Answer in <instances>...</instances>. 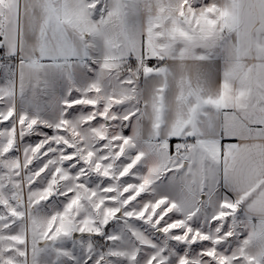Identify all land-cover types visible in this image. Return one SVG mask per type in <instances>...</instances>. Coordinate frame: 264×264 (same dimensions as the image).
<instances>
[{"label": "snow or ice", "instance_id": "6c2138e0", "mask_svg": "<svg viewBox=\"0 0 264 264\" xmlns=\"http://www.w3.org/2000/svg\"><path fill=\"white\" fill-rule=\"evenodd\" d=\"M0 264H264V0H0Z\"/></svg>", "mask_w": 264, "mask_h": 264}]
</instances>
